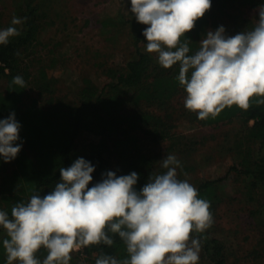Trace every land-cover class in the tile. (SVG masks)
Instances as JSON below:
<instances>
[{"label":"clouds","instance_id":"clouds-1","mask_svg":"<svg viewBox=\"0 0 264 264\" xmlns=\"http://www.w3.org/2000/svg\"><path fill=\"white\" fill-rule=\"evenodd\" d=\"M130 13L147 25L142 35L145 49L169 69L179 64L176 76L186 96L184 107L200 120L215 118L226 107L248 110L255 99L264 104V5L250 30L228 36L223 26L208 31L199 49L190 54L185 34L210 10L212 0H130ZM27 17L13 16L0 29V45L21 35ZM27 88L22 76L11 82ZM21 125L15 113L0 119V157L5 163L21 151L16 143ZM163 172L149 176L136 189V172L103 174L92 187L95 167L78 158L61 167L60 181L47 194H32L27 201L0 210L5 230L6 264H70L72 253L84 247L124 244L126 257L101 251L95 264H198L203 234L213 225L210 201L200 198L187 179L178 178L181 161L172 154L160 161ZM186 176L187 173H184ZM45 249L43 260L37 252Z\"/></svg>","mask_w":264,"mask_h":264},{"label":"rangeland","instance_id":"rangeland-1","mask_svg":"<svg viewBox=\"0 0 264 264\" xmlns=\"http://www.w3.org/2000/svg\"><path fill=\"white\" fill-rule=\"evenodd\" d=\"M256 2L250 7L235 3L226 15L215 19L218 27L223 26L228 36L250 30L259 18L256 10L264 5V0ZM22 3L0 0V29L10 26L13 16H20ZM35 3L40 5V31L32 48L20 49V72L27 85L24 103L36 100L44 108L53 102L66 109L79 104L82 89L99 93L116 84L117 76L126 72L127 62L136 55L134 28L147 26L130 17V0ZM210 30L215 31L209 27L205 33L185 35L191 41L190 51L199 49V42ZM146 43L145 37L139 43L145 51ZM150 55L157 58L155 53ZM6 84V79L0 78V92L5 91ZM43 84L47 85L46 90ZM133 93L124 94L126 97L120 94L119 98L127 100ZM185 96L184 89L180 90L166 110L144 101L135 106L128 99L126 113L148 112L164 118L167 111L171 115L168 124L172 126L170 136L157 144L144 140L138 131L131 134L141 139L142 151L152 157L153 173L165 171L160 161L172 154L182 164V170H177L179 179H187L196 188L205 182L215 183L217 197L210 208L214 223L207 232L222 245L226 264H264V217L258 214L262 197L249 188L240 173L241 163L264 154V147L248 137V127L240 119L205 127L192 122L191 111L184 107ZM112 166L116 169L122 163L114 158ZM13 168L12 160L5 163L0 157V184L7 181ZM5 235L4 231L1 238ZM71 255L74 264H90L80 250ZM199 255L198 264H212L202 248ZM5 257L2 254L1 258Z\"/></svg>","mask_w":264,"mask_h":264},{"label":"trees","instance_id":"trees-1","mask_svg":"<svg viewBox=\"0 0 264 264\" xmlns=\"http://www.w3.org/2000/svg\"><path fill=\"white\" fill-rule=\"evenodd\" d=\"M22 1L19 17H27V20L18 27L21 35L11 37L7 45H0V78L4 77L7 83L5 91L0 92V119H6L11 113H15V119L21 125L20 139L16 143L22 145L21 151L12 160L14 168L11 175L6 177L7 181L0 184V210L7 211L10 215L11 207L15 203L27 201L32 194H47L60 181L59 169L70 167L81 157L95 167L89 187L100 182L107 171H113L117 176L136 172L139 179L135 187L140 190L149 176L154 174L153 162L152 157L142 151L139 144L141 139L131 133L138 131L144 140L149 139L153 144L166 140L172 129L171 124H168L171 115L167 114V111V117L164 118L148 112L126 113L124 108L128 99H131L135 106L144 101L149 106L166 110L174 95L183 89L176 80L179 64L163 69L157 58L139 46L144 37L143 30L147 26L140 30L134 28L136 55L127 62L126 72L119 74L116 84L108 86V90L96 93L84 88L79 104L66 109L53 102L41 108L36 100L26 105V88H19L11 82L13 77L22 76L19 66L20 49L28 51L36 42L40 31V5L36 4L35 0ZM256 1L212 0L210 10L198 19L194 29L185 35L205 33L209 27L216 30L218 25L215 19L226 15V10L235 3L250 7L255 5ZM130 17L132 20L135 18L131 13ZM195 52L191 50L190 54ZM159 69L161 70L157 71ZM151 73L154 75L151 76ZM43 87L44 90L47 89L46 84H43ZM130 92L134 93L127 100L119 98L120 94L125 96L124 94ZM190 114L192 122L204 127L240 119L248 127V137L264 147V104L258 105L255 99L246 111L237 106L226 107L214 119L209 117L207 120H200L196 113ZM114 158L122 163L121 167L113 168ZM241 164L240 173L248 181L249 188L262 197L258 214L264 217V154ZM197 189L200 198L210 201V204L217 197L214 182L202 183ZM4 231L0 228V264H6V257L1 258L2 254H6L3 239L7 237L5 235L1 238ZM203 236L206 239L202 241V249L210 262L226 264L223 247L219 241L210 238L207 231ZM114 241L111 247L103 244L84 247L80 253L90 260V264H95L96 255L101 251L118 259L125 258L127 253L123 242L118 237H114ZM36 255L43 260L47 252L41 248ZM71 264H74L73 258Z\"/></svg>","mask_w":264,"mask_h":264},{"label":"built area","instance_id":"built-area-1","mask_svg":"<svg viewBox=\"0 0 264 264\" xmlns=\"http://www.w3.org/2000/svg\"><path fill=\"white\" fill-rule=\"evenodd\" d=\"M81 250V249H80Z\"/></svg>","mask_w":264,"mask_h":264}]
</instances>
